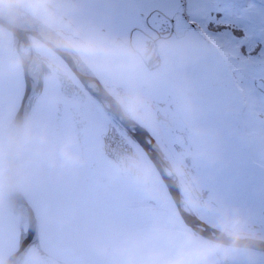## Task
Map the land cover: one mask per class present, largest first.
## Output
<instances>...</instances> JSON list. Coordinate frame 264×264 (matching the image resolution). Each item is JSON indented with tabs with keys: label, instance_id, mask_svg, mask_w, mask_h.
<instances>
[{
	"label": "rangeland",
	"instance_id": "374dc122",
	"mask_svg": "<svg viewBox=\"0 0 264 264\" xmlns=\"http://www.w3.org/2000/svg\"><path fill=\"white\" fill-rule=\"evenodd\" d=\"M17 1L20 7H24L25 9L21 8L33 17L37 15L42 19H48L46 16L50 14V22L57 24V27L60 24L61 27L69 29H75V26L79 27L81 32L95 30L106 33L108 29L111 34L123 32L124 36H128L129 39L125 45L109 44L105 40H101L99 45L107 53L115 56L120 63L127 65L134 63L137 57L142 58L139 52L130 45L132 30L142 29L155 39L158 45L156 37L152 35V31L155 32V30L149 27L147 18H145V23H142L143 18L161 10L166 16L173 19L174 33L162 37L165 39L160 42L162 53L165 52L166 57L170 58L169 67L173 66L176 73L171 79L169 78L172 76L170 70H166L164 73L167 78H165L162 76L161 70V68H165L161 66L157 71L158 75L156 72L154 74L158 82L153 83L152 90L157 93L159 91L168 93L171 92L170 89L173 85L174 90H177L176 94L173 93L174 96L177 95L179 99H184L189 103L185 115L181 116V124L191 129V139L187 143L193 145L197 155L198 153L202 154V147H208V141L215 142V146L212 144L213 148L220 146L217 150L208 149L214 150L215 153L212 164L207 168L209 171L204 170L203 161H200V169L203 172L201 171L202 176L199 177V180L205 181V186L209 189L213 199H204L200 210L197 208V211L204 217H207L204 211L214 215L215 220H209L217 225L223 224L229 228L249 230L254 227L253 224H257V230L261 233L264 232V215L262 214L264 210V148L257 147V144H261V141L264 140V124L262 123L264 94H262L263 91L259 92L254 85L255 78L264 79V0H192L191 3L189 0H133L127 5L123 4L121 0H111L105 2L108 4L105 9H102L100 2L93 0L96 5L92 4L87 8V11L83 8V13H78L74 7L76 4L71 0L59 4H54L53 0ZM38 1H41L42 5H38ZM56 5L61 6L55 9L50 8ZM46 6L49 7L48 10ZM190 11L192 15H189ZM139 12H142L143 15L139 16ZM125 17H127L124 20L126 26L120 25ZM193 19L196 22L194 25L190 23ZM209 20L213 22L211 26L208 24ZM82 21L83 23H81ZM144 26L146 29L143 28ZM119 27H121L120 31ZM150 30L151 32H149ZM56 31L55 33L63 35L61 29L57 28ZM31 36L34 35L30 34ZM12 39L11 30L0 23V74H2L0 76V79L2 78L0 80V264L5 261L8 253L18 246L20 239V230L13 217L10 202L3 192L4 177L8 166L5 144L12 131V126L15 123L13 121L24 95L23 87L25 90L24 70L16 48H12ZM46 43L51 44V41L46 39ZM156 51L159 56L158 46ZM98 57L100 59L96 60L95 66H101L100 77L108 79L113 70L111 62L109 64L108 58L99 54ZM181 63H186V68L181 66ZM127 72L135 75L129 66ZM73 75L77 79L75 74ZM177 78L181 80V83ZM177 82L178 85H176ZM36 88L29 111L33 119L30 125L29 121L27 123V128L29 126L27 132L23 126L19 155H22L21 159L26 160L25 164L29 163L30 169L35 162L32 187L35 193L43 194L39 196L41 202L32 196L29 197V200L37 213L41 215L39 237L42 244L47 245L44 237L48 232L60 227L55 223L54 217L62 214L55 205L45 203L46 197L52 192L69 191V189H65L67 185L62 187L63 179L76 181L78 178H82L83 183L86 177L93 172L87 166L88 163L83 161L81 142L78 137L75 140V151H72L65 143L63 147L58 141L52 145L47 142L45 147L43 135L47 131H45L44 122L51 113L52 104L56 102L57 97L35 104L34 100L38 99ZM141 92L140 89L137 90L138 94ZM137 105L139 107L137 112H141L140 119L144 118L145 122L153 128V119L150 121L148 118L150 112L147 105L143 102H138ZM182 108L179 107V110ZM259 110L262 111L258 112ZM101 115L100 120L109 122L107 116L105 117L102 113ZM72 124L74 127V121ZM103 126L104 124H100L91 140V144L94 145L91 152L86 148L84 150L87 161L92 157V154H96L95 150H98L102 143L100 130ZM165 130L163 131V141L167 144L168 152L175 156L176 151L172 143L177 140L181 142V139H175L170 128L167 132ZM157 133L161 132L157 131ZM153 134L155 135L154 132ZM49 138L51 137L49 136ZM182 138L185 140L183 136ZM193 138L199 143L194 144ZM133 144L139 150L144 166L147 168L144 176L146 175L150 179L149 183L152 185L150 188H153L152 197L157 202V208L152 209L148 199L152 198L151 196L145 195L143 198L142 195H135V207L138 212L147 210L148 207L151 208L155 214L153 218L156 219L140 225L153 228L152 234L140 237L141 241H135V233L128 234L127 237H124L125 233H122V236L115 237L116 240H131L129 246H125L122 250L117 248L115 251L119 256L124 254L121 264H166L167 260L171 261L172 256L177 254L174 252L177 247L186 253L190 250L191 253L196 252V256L201 253L205 254L209 264H215L216 259L218 261L217 250L227 252L228 256L234 259L235 264H264V260H262L264 257H260L262 255L258 252L230 244L235 248L230 254L229 247L219 246L214 243H219L218 241L206 238L196 232L191 233L187 230L188 235L184 236L186 238L184 239L180 229L172 228L174 225L171 224L174 219L173 215L184 223L173 197L160 174L153 167L154 163L147 152L140 145ZM237 152L243 153V159H237ZM43 153V156L48 158H44L45 164L41 169L42 160L39 163L37 158ZM60 158L66 162V167L61 166ZM67 158L71 168L67 164ZM41 170H47V173L44 174L40 172ZM58 173L62 174L60 178ZM47 178L50 182L54 178L56 187H53ZM25 182L27 180L19 177V185ZM119 182L121 186L134 193L135 182ZM161 185L163 186L162 191H158L159 193L156 194L155 187L157 189ZM147 187V183H143L137 191L140 194L145 193L149 189ZM28 190L27 186H24V191ZM190 202L188 201L192 207V202ZM112 208L115 213H120L119 210L111 206L98 207L92 213L88 211L76 212L77 214L82 212L90 218L95 217V220L90 222L87 227L79 222L72 229V235L68 234L69 239L79 248L104 261L105 264H115L114 260L117 259L116 256L107 255L105 251L107 243L113 240L109 229L113 227L117 228V231H124L119 228L122 223L109 218L110 213L107 210ZM76 213H64L63 215H70L71 222L77 217ZM128 215L136 217V214ZM167 218L169 219L167 220ZM123 224L125 227L128 226L126 220L123 221ZM185 225L188 226L186 223ZM252 231L254 230L252 229ZM30 257L31 262L27 264H39L37 256L30 255ZM52 264H59L58 258Z\"/></svg>",
	"mask_w": 264,
	"mask_h": 264
},
{
	"label": "flooded vegetation",
	"instance_id": "af4514ba",
	"mask_svg": "<svg viewBox=\"0 0 264 264\" xmlns=\"http://www.w3.org/2000/svg\"><path fill=\"white\" fill-rule=\"evenodd\" d=\"M14 1L15 3L19 4L17 0ZM53 1L54 4L56 1H60L59 3H64V2L67 3L66 0H53ZM53 1L51 2L52 4ZM71 1L72 3L76 4V6L74 7H76L78 13H83L84 9L85 11H87V8L91 7L92 4L96 5V3L93 0H71ZM96 1L100 2V4L102 5V9H105L106 7H108V4H106L105 2H110L111 0L109 1L96 0ZM121 1L125 5L130 3L129 0H121ZM38 5H42V2L38 1ZM60 6L61 5H56V6H51L50 8L55 9L56 7H60ZM46 7L48 10L49 7L48 6ZM93 7L99 8L98 6H93ZM49 16L48 15L46 16L48 19L46 18L42 19L37 15H35L34 17L40 20L52 31L50 33H47V37L49 39H51L52 37H56L57 42L62 41L64 43L62 45H57L63 49V53H60L59 51L55 50L52 45L48 43H44L41 40L37 39L36 37L31 36V40L35 46V50L39 54V57L41 58V71L39 73V78H38L39 82L37 83V88H36V95L38 99L36 101L34 100V102L35 104L37 102L43 103V101H47L50 99L52 100V98L56 99L57 97L56 102L55 103L53 102L52 104L51 113H49L47 118H45L46 121L44 122L45 131H47L43 135L45 138L44 140L45 147L47 146V142L52 145L54 142L58 141L63 147L65 143L72 151H75L76 150L75 140L78 137V139L81 142V149H82L81 151L83 153L84 163H88L87 166L91 168L90 171H92L93 173H97L99 175L100 181L105 188L121 186V183L119 181H133L136 183L134 186L135 195H142L143 198L145 195H149L152 197L153 188H150V186H152L149 183L150 179L147 178L146 175L144 176V172L147 168H145L144 166L141 154L138 152L139 150L135 148L133 143H135L136 145H140V144L136 140V138L129 132V130L118 120V118L115 115L113 116L111 112L114 109L113 105L119 107L123 113H126L131 118H133L135 122L146 128L150 132V134L155 138L158 145L161 147L163 152L169 158V161L173 167L175 174L178 176V178H180L179 182L182 187L181 188L182 195L185 194L188 197V200L192 202L190 203L194 211L205 222H207L209 225L213 227H216L218 229H221L227 233H231L238 237H243V238L249 237V238L264 240V232L261 233V231L257 230V224H253L254 227L249 230L238 229V228L234 229L231 227L229 228L228 226H224L221 223H220L221 225L219 224L217 225L214 222L210 221L209 219L213 221L215 220V218L213 217L214 215L205 213L204 209H203L204 214L207 217H204V215H202L197 211V208L200 210L202 202L205 201L204 199H213L211 198V193L209 189H207L205 186V181L199 180V177L201 178L202 176L201 173L203 172L200 169L201 167L200 161L201 160L203 161L204 170L209 171L207 168L209 167V165L212 164L215 153L214 150H208V149L217 150L220 148V146L213 148L212 144L215 146V142L211 143V141H208L209 144L208 147L207 148L202 147V154L199 155L198 153L197 155L193 145H189L187 143L191 139V135H190L191 129H189L186 125L181 124V120H182L181 116L185 115L189 107V103H187V101L184 99H179L177 95L174 96L173 93L176 94L177 90L176 89L174 90L173 85L170 89L171 92L168 93H164L163 91H159L157 93V91L155 92L152 90V87L154 86L153 83L158 82L154 74L156 72V75H158L157 71L160 70L161 66L165 68V69L161 68L162 76L165 78H167L166 73H164L166 70H170L172 76L169 78L171 79L174 78L176 73V70L173 66L169 67L170 58L166 57L165 52L164 54L162 53L160 41L165 38H162L163 36H160L156 30L155 32L152 31V35H154V37H156L157 39L158 42L157 46L159 50V56H158L159 59L156 67L149 69L147 62L137 56L134 63L127 65L124 63H120L115 56H112L110 53H107L104 50V48L101 45H99V42L101 40H105L109 44L125 45L126 41L129 42V39L128 36H124L123 32L122 33L118 32L117 34H111L110 29H108L106 33L98 32L95 30L93 31L86 30L84 32H81L79 27L75 26V29H69V28L61 27L60 24H58L57 27V24L50 22ZM80 16L83 17L82 15ZM166 17L172 20L171 33H174V29H175L174 21L169 16ZM145 18H147V16L143 18V20L141 21L142 23H145ZM125 19H127V17H125L121 21L120 25L126 26V22H124ZM81 23H83V21ZM57 28L62 30L63 35L60 33H55ZM120 28L121 27H119V31ZM143 28L146 29L145 26ZM149 32H151V30ZM55 34H57L59 38H57ZM98 54L105 58H108L109 64L111 62V69L113 70L110 73L111 75L109 74L108 79L100 77L101 75L99 74V70H101V66H99L98 63H97L98 66L97 67L95 66V62H97L96 60H98L99 58ZM42 62H43V67H42ZM78 65H82L83 67L84 65L87 66V68L90 71L89 78H86L82 71H79L80 73L79 74L77 71L73 69V67L76 68ZM128 66L132 71V73L135 75L129 74L127 72ZM181 66H184L186 68V63H181ZM135 68L138 71H136ZM73 74H75L77 79L74 77ZM177 79L181 83V80L179 78ZM96 80L100 85H102L101 87L111 97V99L113 100V101L111 100V102H113V104L105 105L104 102L100 98H98L97 95L93 93V90L90 89L89 84H91L93 81ZM24 85H25V81H24ZM176 85H178V82L176 83ZM138 89L142 91L140 94L137 93ZM256 89L259 92H261V90H259L258 88ZM262 94L264 93L262 92ZM186 99H187V94H186ZM104 100L107 102L108 101L107 97H104ZM138 102H143L147 105L148 111L150 112L148 116L151 117L148 118L150 119V121L153 119L152 122L154 126L153 128L152 126H150L148 123L145 122L144 118L140 119L141 112H137V110L139 109L137 105ZM179 107H183L182 110H179ZM260 111L262 110H259L258 112ZM101 113L104 114L105 117L107 116L109 118V122L99 119L100 117H102ZM30 114L31 112L28 113L26 119V124H25L26 132L29 130V126L27 128L28 121L30 125L33 119L30 116ZM72 121H74V127ZM262 123L264 124V117L262 118ZM100 124H104V126L100 130V137L102 138V143L99 149L95 150L96 154H92V157L88 158L87 161L84 154V150L86 148L87 151L91 152L94 146L93 144H91V140L97 128L100 126ZM85 127L86 129H84ZM169 128L171 131H173L172 135L174 136V138L175 139L179 138L181 139L182 142L181 143L178 140L173 141L172 145L176 151L175 156H173L170 152H168L167 144L163 141L164 138L163 131L165 129L169 130ZM167 130H165V132H167ZM157 131H160L161 133L159 134L157 133ZM153 132L155 133V135L153 134ZM49 136L51 138H49ZM182 136L185 138V140L182 138ZM193 141L194 144L199 143V141L195 140L194 138ZM261 146L262 148H264V140L261 141V144H257V147H261ZM44 153L42 154V156L37 158L39 163L42 160L40 165L41 169H43L42 165L45 164L44 158H48L43 156ZM21 156L22 155H19L18 158V171H17V181H18L19 189L23 192L25 197L28 199L29 203H30L29 200L30 196L35 197V199L37 198L36 200L40 201L39 196L42 195L43 193L40 194L38 192L35 193L32 187L33 185L32 178H34V175L32 174L34 173L35 162H33V166L30 169L28 166L29 163L25 164L26 160L21 159ZM236 157L238 160H240V158L243 159V153L237 152ZM66 161L68 166L70 167L68 158L66 159ZM60 162H61V166L66 167V162L63 161L61 158H60ZM153 167L155 168L156 171H158L155 165H153ZM214 168H217V166H214ZM40 172L46 174L47 170L45 171L41 170ZM19 177L27 180V182H25L22 185H19ZM55 183L56 180L52 178L50 184L53 187H56ZM61 183H62V187L67 185L65 187L66 190L68 189L71 190L75 188V186H79L82 184V178H78V180L76 181L63 179ZM143 183H147L149 189L147 187L148 191L140 194L137 190L141 187ZM162 185L157 189L155 187L156 194L159 193L158 191H162L163 188ZM24 186H27L29 190L24 191ZM148 199L150 200V205L152 206V209L157 208L156 199H154L153 197ZM33 209L37 217L38 233L40 234L39 219L41 218V215L37 213L34 207ZM107 211L110 213L109 214L110 219L122 223V225L119 228H121L124 231H117L116 230L117 228H113V227L109 229L110 235L112 236L113 240L107 243L105 251L107 252V255L110 254L111 257L113 256L117 257V259L114 260L115 264H121L124 254L123 256H119L115 253V251L117 248H120L122 250L123 248H125V246H129L128 244L131 243V240L128 239L116 240L115 237L122 236V233H125L124 237H127L128 234L135 233L136 235L135 241H141L140 237L147 234H152L153 228L142 227L140 225L147 223L148 221H154V219H156L153 218L155 214L154 212H152L151 208L149 207L147 210H142L141 212H138L136 210L135 218H133L131 215L122 212L115 213L113 208L108 209ZM12 212L15 222L19 227L21 214H19L14 208H12ZM262 214L264 215V210ZM76 216L78 218L75 217L70 222L71 219L70 215L68 214H65L63 216L56 215L54 217V221L55 223L61 226V221L63 219V221L66 224L70 225L68 233L72 235L71 234L72 229L74 228L75 225H78L79 222H81V224L84 227H87L88 224H90L91 218L82 214V212L80 214L76 213ZM86 220L88 221V223L83 222ZM125 220L128 223V226L126 227L123 224V221ZM25 225L26 223H24V226ZM186 227L191 233L195 232L191 227L188 226ZM252 229L254 231H252ZM184 233H182V235L183 238L186 239L184 236H187L188 233L186 232ZM214 243L218 244L219 246L229 247V249H231L229 250L230 254L233 253L232 249H235L234 246H230V244H225L221 242L219 243L214 242ZM236 247L241 248L242 246L240 247L236 246ZM17 248L18 246L14 250H12V252H14ZM243 248L250 251L258 252L262 255L260 257H264V251H260L248 247H243ZM12 252L8 253L5 259ZM174 252L177 254L172 256L171 261L167 260L166 264H209L207 262L206 256H204L205 254L203 255L201 253L199 256H196V252L191 253L190 250L188 253H186L178 247L177 250H175ZM178 252H180L181 254ZM103 253L105 254V252ZM216 254L218 256V261L216 259L215 264H235L234 259L230 258L227 252L217 250ZM30 255L37 256L39 264H52L53 261H56L53 259V254L49 250V247L47 245L42 244V242L40 241V237L38 242H36L35 244L31 245L28 248L21 264L30 263L31 262ZM207 255L209 254L207 253ZM262 260H264V258Z\"/></svg>",
	"mask_w": 264,
	"mask_h": 264
},
{
	"label": "water",
	"instance_id": "95a60500",
	"mask_svg": "<svg viewBox=\"0 0 264 264\" xmlns=\"http://www.w3.org/2000/svg\"><path fill=\"white\" fill-rule=\"evenodd\" d=\"M0 23L6 26L13 33V44L19 54V58L25 74V90L18 112L13 122L12 131L5 144V150L8 158V166L5 172L3 192L9 200L11 207L21 214L19 228L20 239L18 248L12 252L2 264H21L28 248L39 241L38 223L33 207L28 202L23 192L19 189L17 181L18 156L23 131L24 122L30 111L38 75L41 69V60L32 46L30 34L36 36L46 43V39L51 41L55 50L63 53V49L57 45L64 44L57 42L56 37L47 38V32H52L45 24L25 11L12 0H0ZM147 23L150 28L156 30L160 36L170 35L172 30V20L167 18L161 11L150 14L147 17ZM57 36V34H55ZM130 37L131 46L137 50L149 68H154L158 64V53L156 51V40L142 29L132 30ZM57 38H59L57 36ZM73 66V65H72ZM75 71H82L86 78L90 77V71L86 65H78ZM80 74V73H79ZM98 81L89 84L93 93L100 98L104 104H113L111 97L101 87ZM256 88L264 92V79L259 77L254 80ZM99 86V87H97ZM107 97L108 101L104 100ZM113 101V100H112ZM111 111L118 120L129 130L136 138L142 148L147 152L155 167L161 175L166 187L168 188L175 204L183 218L184 222L195 232L202 236L216 240L221 243L248 247L264 251V240L255 238H243L227 233L221 229L215 228L202 220L188 203V197L181 193V185L178 176L175 174L169 159L161 147L156 142L150 132L135 122L126 113H123L119 107L113 105ZM12 122V123H13ZM24 223L26 225L24 226ZM29 232L33 233L31 241L26 237Z\"/></svg>",
	"mask_w": 264,
	"mask_h": 264
},
{
	"label": "snow or ice",
	"instance_id": "6c2138e0",
	"mask_svg": "<svg viewBox=\"0 0 264 264\" xmlns=\"http://www.w3.org/2000/svg\"><path fill=\"white\" fill-rule=\"evenodd\" d=\"M191 2L192 0H189V3ZM189 15H192L191 11ZM190 23L194 25L196 22L193 19ZM212 23L211 20L208 21L209 26ZM45 203L55 205L61 210L62 216L64 213L78 211L94 212L101 206H111L126 214L134 215L136 212L135 194L123 186L105 188L97 173L90 174L81 185L69 191L50 193ZM69 227L70 225L62 219L61 226L48 232L44 237L49 250L58 258L59 264H105L104 261L91 256L69 239ZM32 236L33 233L29 232L26 240L31 241Z\"/></svg>",
	"mask_w": 264,
	"mask_h": 264
},
{
	"label": "bare ground",
	"instance_id": "6f19581e",
	"mask_svg": "<svg viewBox=\"0 0 264 264\" xmlns=\"http://www.w3.org/2000/svg\"><path fill=\"white\" fill-rule=\"evenodd\" d=\"M12 1H14V0H12ZM129 1H133V0H129ZM15 2V1H14ZM60 1H56L55 2V4H57V3H59ZM20 6V5H19ZM25 13H27L26 11H25ZM28 14V13H27ZM31 15V14H30ZM143 15V13L142 12H139V16H142ZM58 36V35H57ZM37 38V37H36ZM37 39H39V38H37ZM40 40V39H39ZM43 42V41H42ZM45 43V42H44ZM32 46L34 47V50H35V46H34V44L32 43ZM15 47V45L13 44L12 45V48H14ZM35 52H36V50H35ZM37 53V52H36ZM38 54V53H37ZM2 74H0V76H1ZM0 80H2V78L0 79ZM22 91H24V87H23V90ZM24 127H25V122H24V125H23ZM140 144V143H139ZM141 146V145H140ZM142 147V146H141ZM61 175L62 174H58V177L60 178L61 177ZM92 213V212H91ZM174 217V219L172 220V222H171V224H174V225H172V228H178V229H180L181 230V232L182 233H184V232H186V233H188V228L185 226V224L184 223H182L180 220H177L176 218H175V216H173ZM169 218H167V220H168ZM95 220V217H92L91 219H90V222H93ZM83 222H85V223H88V221L86 220V221H83ZM38 223V222H37ZM176 223V224H175ZM69 234V233H68ZM53 259L54 260H57V258L54 256L53 257Z\"/></svg>",
	"mask_w": 264,
	"mask_h": 264
},
{
	"label": "clouds",
	"instance_id": "9594fccd",
	"mask_svg": "<svg viewBox=\"0 0 264 264\" xmlns=\"http://www.w3.org/2000/svg\"><path fill=\"white\" fill-rule=\"evenodd\" d=\"M168 158V157H167ZM169 159V158H168ZM193 209V208H192ZM194 211V209H193ZM195 212V211H194ZM196 213V212H195ZM197 214V213H196ZM198 215V214H197ZM199 216V215H198ZM200 217V216H199ZM201 218V217H200ZM202 219V218H201ZM183 220V219H182ZM203 220V219H202ZM184 221V220H183ZM185 223V222H184ZM190 227V226H189ZM216 228V227H215ZM199 234V233H198Z\"/></svg>",
	"mask_w": 264,
	"mask_h": 264
},
{
	"label": "trees",
	"instance_id": "16d2710c",
	"mask_svg": "<svg viewBox=\"0 0 264 264\" xmlns=\"http://www.w3.org/2000/svg\"><path fill=\"white\" fill-rule=\"evenodd\" d=\"M215 170V169H214ZM217 173V172H216ZM218 175V174H217Z\"/></svg>",
	"mask_w": 264,
	"mask_h": 264
}]
</instances>
